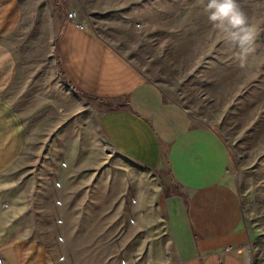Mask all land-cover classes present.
Instances as JSON below:
<instances>
[{
  "label": "rangeland",
  "instance_id": "rangeland-1",
  "mask_svg": "<svg viewBox=\"0 0 264 264\" xmlns=\"http://www.w3.org/2000/svg\"><path fill=\"white\" fill-rule=\"evenodd\" d=\"M20 1L22 24L7 41L18 65L7 96L25 120L27 147L0 175V244L37 240L58 264H173L159 175L118 156L97 111L57 76L55 42L64 18L76 13L223 139L249 264H264V0H237L258 31L244 67L199 0ZM78 108L84 131L70 115Z\"/></svg>",
  "mask_w": 264,
  "mask_h": 264
},
{
  "label": "crops",
  "instance_id": "crops-1",
  "mask_svg": "<svg viewBox=\"0 0 264 264\" xmlns=\"http://www.w3.org/2000/svg\"><path fill=\"white\" fill-rule=\"evenodd\" d=\"M22 20L20 0H0V175L19 162L27 147L25 120L7 96L18 68L7 41ZM54 55L62 85L97 111L98 128L110 148L159 175L158 212L168 226L173 264H249L242 202L228 176L231 157L220 135L170 100L114 46L89 28L79 29L68 15ZM70 115L84 131L81 109ZM0 257L6 264H58L37 240L1 242Z\"/></svg>",
  "mask_w": 264,
  "mask_h": 264
},
{
  "label": "clouds",
  "instance_id": "clouds-1",
  "mask_svg": "<svg viewBox=\"0 0 264 264\" xmlns=\"http://www.w3.org/2000/svg\"><path fill=\"white\" fill-rule=\"evenodd\" d=\"M204 5V12L214 30L223 33L244 67L248 55L255 51L258 31L249 22L246 13L237 0H199ZM64 258H61L63 262Z\"/></svg>",
  "mask_w": 264,
  "mask_h": 264
},
{
  "label": "built area",
  "instance_id": "built-area-1",
  "mask_svg": "<svg viewBox=\"0 0 264 264\" xmlns=\"http://www.w3.org/2000/svg\"><path fill=\"white\" fill-rule=\"evenodd\" d=\"M68 18L71 22L75 23V25L81 29V30H88V26L84 23H81L79 20H78V17H77V14L76 13H70L68 15Z\"/></svg>",
  "mask_w": 264,
  "mask_h": 264
}]
</instances>
